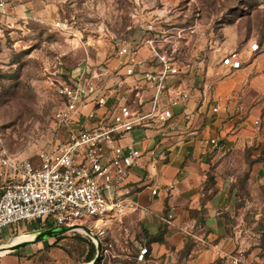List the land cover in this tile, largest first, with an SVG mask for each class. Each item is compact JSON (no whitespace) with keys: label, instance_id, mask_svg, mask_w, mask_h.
I'll return each mask as SVG.
<instances>
[{"label":"rangeland","instance_id":"rangeland-1","mask_svg":"<svg viewBox=\"0 0 264 264\" xmlns=\"http://www.w3.org/2000/svg\"><path fill=\"white\" fill-rule=\"evenodd\" d=\"M44 1L51 8L44 15L0 20V142L14 157L37 163L41 149L57 148L65 139L53 117L60 105L59 82L83 66L114 64L122 38L139 42L152 34L171 36L161 47L181 67L179 80L190 88L189 82H208L203 88L212 96L209 107L221 99L220 113L229 134L236 135L230 144L220 142L221 173L232 178L234 187L227 224L245 256L264 264V0ZM149 24L152 31L146 29ZM253 43L259 44L254 52ZM233 50L244 60L240 70L222 62ZM84 222L102 246L96 264L133 257L143 242L138 219L125 213ZM37 226L21 221L5 227L0 245L37 233ZM48 240L34 264H86L90 242L97 253L94 236L86 233ZM31 252L27 245L10 250L0 255V264L12 256L32 264Z\"/></svg>","mask_w":264,"mask_h":264},{"label":"built area","instance_id":"built-area-1","mask_svg":"<svg viewBox=\"0 0 264 264\" xmlns=\"http://www.w3.org/2000/svg\"><path fill=\"white\" fill-rule=\"evenodd\" d=\"M5 5L0 0V9ZM170 37L122 38L114 64L83 66L59 82L60 105L53 117L65 139L57 148L41 149L37 163L14 157L0 142V231L21 221L44 228L88 226L84 221H103L114 209L122 211L114 193L143 157L134 144L121 143L122 136L171 120L175 109L184 110L192 98V89L179 80L181 67L161 47ZM258 49V43L251 45L253 52ZM222 62L233 70L244 64L236 50L225 53ZM220 100L215 99L214 112L220 110ZM209 143L219 145L214 138ZM146 253L142 248L138 258ZM228 264L256 263L239 250Z\"/></svg>","mask_w":264,"mask_h":264},{"label":"crops","instance_id":"crops-1","mask_svg":"<svg viewBox=\"0 0 264 264\" xmlns=\"http://www.w3.org/2000/svg\"><path fill=\"white\" fill-rule=\"evenodd\" d=\"M5 1L0 9L3 21L44 15L51 9L44 0ZM189 83L192 98L184 110L177 108L171 120L137 127L120 140L134 144L143 157L127 183L114 193L122 211L114 209L111 217L119 212L136 217L144 237L135 256L116 257L107 264H228L231 255L241 250L238 236L229 232L227 224L226 209L234 187L232 178L221 173L224 161L220 156L221 139L230 144L236 135L229 134L231 127L224 122L221 108L214 112L215 104L209 107L212 96L203 88L209 87L208 82ZM213 138L218 146L209 143ZM155 187L156 194L152 192ZM161 229L162 239L153 240L151 236ZM27 236L31 240L40 234ZM49 241L27 245L32 247V264L45 253ZM142 248L147 253L140 259ZM24 260L12 256L4 264H24Z\"/></svg>","mask_w":264,"mask_h":264},{"label":"water","instance_id":"water-1","mask_svg":"<svg viewBox=\"0 0 264 264\" xmlns=\"http://www.w3.org/2000/svg\"><path fill=\"white\" fill-rule=\"evenodd\" d=\"M80 228L83 229L86 234H88L90 236H94V238L96 240L97 253H96L95 257L89 262V264H96L102 255V246L99 243V237L97 235H95V233L92 231V229L90 227L83 225V224H77L75 226H65V227H61V228L43 229V230L39 231L40 236H38L37 238L31 239V240H25L22 242L12 244L8 247V250L10 251V250L18 249V248L25 246V245H28L34 241H40L43 239H48L50 237H56V236L64 235L66 233H69V232L75 231V230L78 231V229H80Z\"/></svg>","mask_w":264,"mask_h":264},{"label":"bare ground","instance_id":"bare-ground-1","mask_svg":"<svg viewBox=\"0 0 264 264\" xmlns=\"http://www.w3.org/2000/svg\"><path fill=\"white\" fill-rule=\"evenodd\" d=\"M78 232H81V233H85V231L83 229H78ZM25 240H29V237L26 236V235H22V236H19V237H16L12 240L11 243L9 244H3V245H0V255H4L6 252H8V247L10 245H12V243H18V242H22V241H25Z\"/></svg>","mask_w":264,"mask_h":264},{"label":"trees","instance_id":"trees-1","mask_svg":"<svg viewBox=\"0 0 264 264\" xmlns=\"http://www.w3.org/2000/svg\"><path fill=\"white\" fill-rule=\"evenodd\" d=\"M163 231L164 230L161 229L159 231V233H157L156 235L151 236V238L153 240H155V241L156 240H161ZM94 255H95V245H94L93 242H90V249H89V254H88L86 262H90L94 258Z\"/></svg>","mask_w":264,"mask_h":264}]
</instances>
